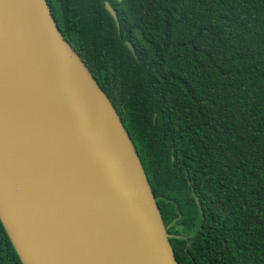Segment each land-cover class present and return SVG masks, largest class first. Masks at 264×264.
<instances>
[{"label":"trees","instance_id":"1","mask_svg":"<svg viewBox=\"0 0 264 264\" xmlns=\"http://www.w3.org/2000/svg\"><path fill=\"white\" fill-rule=\"evenodd\" d=\"M47 1L130 133L179 263L264 264V0ZM0 264H23L1 219Z\"/></svg>","mask_w":264,"mask_h":264},{"label":"water","instance_id":"2","mask_svg":"<svg viewBox=\"0 0 264 264\" xmlns=\"http://www.w3.org/2000/svg\"><path fill=\"white\" fill-rule=\"evenodd\" d=\"M0 219L23 264H180L130 133L47 0H0Z\"/></svg>","mask_w":264,"mask_h":264},{"label":"flooded vegetation","instance_id":"3","mask_svg":"<svg viewBox=\"0 0 264 264\" xmlns=\"http://www.w3.org/2000/svg\"><path fill=\"white\" fill-rule=\"evenodd\" d=\"M174 234H172V236H173Z\"/></svg>","mask_w":264,"mask_h":264},{"label":"rangeland","instance_id":"4","mask_svg":"<svg viewBox=\"0 0 264 264\" xmlns=\"http://www.w3.org/2000/svg\"><path fill=\"white\" fill-rule=\"evenodd\" d=\"M120 1V0H119Z\"/></svg>","mask_w":264,"mask_h":264}]
</instances>
